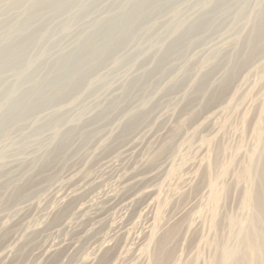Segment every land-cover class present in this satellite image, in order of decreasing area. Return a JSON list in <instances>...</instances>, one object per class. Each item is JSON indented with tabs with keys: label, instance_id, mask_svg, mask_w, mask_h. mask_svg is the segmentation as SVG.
I'll return each mask as SVG.
<instances>
[{
	"label": "rangeland",
	"instance_id": "1",
	"mask_svg": "<svg viewBox=\"0 0 264 264\" xmlns=\"http://www.w3.org/2000/svg\"><path fill=\"white\" fill-rule=\"evenodd\" d=\"M263 166L264 0H0V264H237Z\"/></svg>",
	"mask_w": 264,
	"mask_h": 264
},
{
	"label": "bare ground",
	"instance_id": "2",
	"mask_svg": "<svg viewBox=\"0 0 264 264\" xmlns=\"http://www.w3.org/2000/svg\"><path fill=\"white\" fill-rule=\"evenodd\" d=\"M262 196L260 195V193H259V195H257L256 201H255L256 217L257 218H256L255 222L252 223V221H251V224L248 227V233L242 239L241 243H242L243 250L239 251L236 255V262H239L237 264H241V262L243 260H245L244 264H264V261H262V258L260 256L261 250H263V248H264V238H263L264 234L262 235L258 229L260 227V226L258 227V224L263 222V221L259 222L260 219L264 218V198H262ZM261 199H263V200H261ZM253 219H255V218H253ZM262 229H264V228H262ZM168 233H167V237H168ZM245 250L251 252V255L249 257H247ZM225 251H226V249H224L223 254L225 253ZM168 256H169L168 252L166 253L165 251H163L161 253V255L158 257L155 264H162L163 261Z\"/></svg>",
	"mask_w": 264,
	"mask_h": 264
}]
</instances>
